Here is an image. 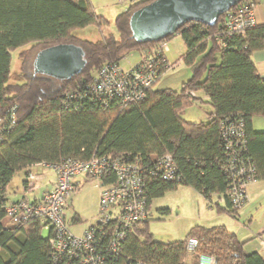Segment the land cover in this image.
<instances>
[{
    "label": "trees",
    "instance_id": "trees-1",
    "mask_svg": "<svg viewBox=\"0 0 264 264\" xmlns=\"http://www.w3.org/2000/svg\"><path fill=\"white\" fill-rule=\"evenodd\" d=\"M150 1L136 2L119 12L114 19L116 35L90 40L74 31L89 25L101 28L108 21L89 0H0V264H50L48 230L44 237L39 220L12 226L3 223L6 187L12 176L21 170L27 174L41 161L109 155L147 167L168 153L179 181L145 173L149 208L153 198L185 185L203 196L222 193L227 212L234 214L238 209L231 206L226 193V159L219 135V123L226 119L243 123L244 157L255 167V178L264 179V131L251 126L253 117H264V78L251 58L252 52L264 49V23L244 35H228L223 13L213 26L188 22L158 42H136L128 26L129 15ZM175 35L185 47L180 59L191 68L180 91L154 89V83L144 99L123 108L102 107L83 94L105 63L119 64L132 50L144 56ZM58 43L82 47L86 63L80 74L66 80L33 74L35 53ZM18 48L23 81L9 83L11 51ZM185 91L206 95L204 102L210 106L206 121L187 122L180 117V111L192 103ZM68 93L76 96L67 101ZM113 180L107 176L106 181ZM159 211L167 214L169 208ZM149 220L132 225L113 264L127 260L199 264V254L213 256L216 264H264L256 252L245 253L244 243L224 225H194L183 239L160 242L148 230ZM190 237L197 240L193 253L185 247Z\"/></svg>",
    "mask_w": 264,
    "mask_h": 264
},
{
    "label": "built area",
    "instance_id": "built-area-1",
    "mask_svg": "<svg viewBox=\"0 0 264 264\" xmlns=\"http://www.w3.org/2000/svg\"><path fill=\"white\" fill-rule=\"evenodd\" d=\"M134 0H117L126 10ZM130 4V5H129ZM225 32L244 35L257 24L255 2L242 0L225 12ZM166 42L160 43L132 67L123 69L120 64L105 63L85 87L84 95L90 96L102 107L123 108L147 96L148 89L160 76L176 63H169L164 56ZM193 102H199L194 91H185ZM76 93H68L67 101ZM201 100V99H200ZM219 135L226 159V193L231 206L239 209L248 200L247 187L255 181V167L244 157L246 136L242 122L226 119L219 123ZM34 165L49 167L54 175L52 185L39 199L28 194L38 187V175L28 172L23 184V196L5 206V214L13 225H22L36 219L48 230L50 264H113L122 251L123 242L133 224L146 220L150 215L145 193V173L164 181H179L173 158L165 153L150 166L142 167L138 161H124L109 155H94L88 160L73 157L55 162L41 161ZM84 175L86 181L96 182L99 188V205L96 220L79 234L69 229L67 222L68 200L77 189L74 177ZM111 175L114 180L106 181ZM264 244V242H261ZM197 246L195 238L185 244L188 253ZM199 264H216L215 258L198 255ZM126 264H146L127 260Z\"/></svg>",
    "mask_w": 264,
    "mask_h": 264
},
{
    "label": "rangeland",
    "instance_id": "rangeland-1",
    "mask_svg": "<svg viewBox=\"0 0 264 264\" xmlns=\"http://www.w3.org/2000/svg\"><path fill=\"white\" fill-rule=\"evenodd\" d=\"M94 11L103 16L108 23L97 28L89 25L84 28L76 29L74 32L78 36L90 40H96L108 33L117 34L114 25L116 15L124 10L122 3L117 0H90ZM168 50L165 52L169 63H176L173 67L166 70L154 84V89H165L180 91L182 84L191 76V68L187 66L180 57L185 52L182 39L175 35L166 41ZM24 48V47H23ZM20 48L11 51V63L9 83H20L23 81L21 74V61L19 53ZM140 60V54L137 50L130 51L120 62V67L128 69L134 66ZM201 92H198L200 94ZM201 95V94H200ZM193 102L180 111V117L187 122H200L207 118L210 106L201 101ZM264 117L255 116L254 122L262 124ZM50 170V169H49ZM51 175H53L52 170ZM54 177V175H53ZM14 182H11V186ZM12 193V192H11ZM21 196V195H20ZM99 188L94 181H88L80 185L71 194V211L80 216L81 221L72 224L70 228L75 234H79L88 225L96 220L99 205ZM161 208H169L167 214H161ZM70 212V211H69ZM221 217V218H219ZM224 214L218 212L200 194L191 187L179 185L176 189L165 192L162 196L153 198L151 201L148 230L153 238L160 242H168L183 239L189 229L196 225L212 226L222 222ZM3 223L6 226H12L9 218L5 215ZM42 235L46 237L47 231L43 230Z\"/></svg>",
    "mask_w": 264,
    "mask_h": 264
},
{
    "label": "water",
    "instance_id": "water-1",
    "mask_svg": "<svg viewBox=\"0 0 264 264\" xmlns=\"http://www.w3.org/2000/svg\"><path fill=\"white\" fill-rule=\"evenodd\" d=\"M242 0H152L133 10L128 18L136 42H158L188 22L213 26L218 17ZM86 63L81 46L58 43L37 51L32 59L33 74L66 80L80 74Z\"/></svg>",
    "mask_w": 264,
    "mask_h": 264
},
{
    "label": "crops",
    "instance_id": "crops-1",
    "mask_svg": "<svg viewBox=\"0 0 264 264\" xmlns=\"http://www.w3.org/2000/svg\"><path fill=\"white\" fill-rule=\"evenodd\" d=\"M139 1L142 0H134L131 4ZM119 11L123 10L120 9ZM255 15L257 23H264V0H255ZM166 51H164L165 57ZM251 58L255 63L259 75L264 78V49L252 52ZM195 93L201 99V101L204 102L207 99L204 93L201 92V95L198 94V92ZM207 119L208 117L206 118V120ZM251 126L255 131H264V121L262 122V124L257 122L256 125V122H254V117L252 118ZM49 169V167L39 165H32L29 169V172H33L38 175V187L33 192H30L28 194L30 199H39L45 191L50 189L54 177L53 175H51V172L49 173V171L51 170ZM26 175L27 174H25L24 171L21 170L16 171L12 176L10 182L6 187V194L8 197L7 204L12 203L23 196V184ZM74 181L77 185V188L80 185L88 182L86 181L85 176L82 174L75 176ZM11 182H14L12 186ZM197 193L208 201L209 206L214 207L218 212L225 215V217L222 218V222L215 225H224L229 231L234 232L237 239L244 243L243 249L245 253L256 252L264 260V244L261 243L262 241L264 242V179L258 178L248 185V200L234 214L227 212V209H229L228 202L226 201L222 193H211L208 196H203L199 192ZM68 203L69 206L67 210V222L70 229L72 227V224L81 221V218L80 216H78V214H76L75 212L72 213L71 211V195L69 197ZM223 208H226V210H219Z\"/></svg>",
    "mask_w": 264,
    "mask_h": 264
}]
</instances>
